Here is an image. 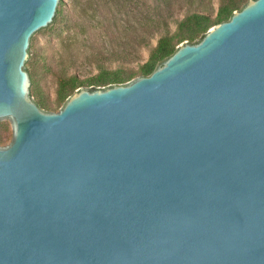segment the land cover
Here are the masks:
<instances>
[{"label":"water","instance_id":"water-1","mask_svg":"<svg viewBox=\"0 0 264 264\" xmlns=\"http://www.w3.org/2000/svg\"><path fill=\"white\" fill-rule=\"evenodd\" d=\"M60 0H0V264H264V0L151 76L31 98Z\"/></svg>","mask_w":264,"mask_h":264},{"label":"trees","instance_id":"trees-1","mask_svg":"<svg viewBox=\"0 0 264 264\" xmlns=\"http://www.w3.org/2000/svg\"><path fill=\"white\" fill-rule=\"evenodd\" d=\"M250 0H73L72 26L112 34L117 44L113 56L99 51L94 56L96 73L82 77L63 68L59 74L58 103L40 98L35 103L44 112L58 111L80 88L105 90L141 77L151 76L184 43L197 44L209 30L229 21ZM91 13V15H90ZM57 9L54 22L64 21ZM114 46V45H113ZM147 53V56L144 55Z\"/></svg>","mask_w":264,"mask_h":264},{"label":"rangeland","instance_id":"rangeland-1","mask_svg":"<svg viewBox=\"0 0 264 264\" xmlns=\"http://www.w3.org/2000/svg\"><path fill=\"white\" fill-rule=\"evenodd\" d=\"M218 1L214 0L216 8ZM59 8L64 10L66 19L36 32L31 38L28 56L32 100L40 98L55 106L63 68L82 77L95 74L93 59L97 52L105 51L107 56H113L118 49L117 44L110 41L112 34L99 29L86 32L85 27L80 30L72 26L71 18L76 10L73 0H60ZM63 106L54 112L61 111Z\"/></svg>","mask_w":264,"mask_h":264}]
</instances>
